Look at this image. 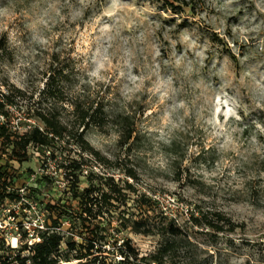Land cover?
I'll use <instances>...</instances> for the list:
<instances>
[{
    "label": "rangeland",
    "instance_id": "obj_1",
    "mask_svg": "<svg viewBox=\"0 0 264 264\" xmlns=\"http://www.w3.org/2000/svg\"><path fill=\"white\" fill-rule=\"evenodd\" d=\"M173 3L0 0V91L16 103L6 107L4 123L23 133L44 128L38 111L57 108L67 120L73 101L104 105L109 122L86 137L106 160L85 162L79 188L90 185L89 172L128 180L135 192L127 216L147 210L181 233L112 230L91 250L100 264H264V0ZM124 114L136 129L129 142L115 123ZM12 147L0 136V165L14 194L0 205L9 221L0 230V262L30 255L53 207L69 194L49 149L30 145L18 160ZM219 213L234 221L233 230ZM208 220L226 230H211ZM91 239L77 237V245ZM165 241L171 247L159 251ZM75 253L60 264H75Z\"/></svg>",
    "mask_w": 264,
    "mask_h": 264
},
{
    "label": "trees",
    "instance_id": "obj_2",
    "mask_svg": "<svg viewBox=\"0 0 264 264\" xmlns=\"http://www.w3.org/2000/svg\"><path fill=\"white\" fill-rule=\"evenodd\" d=\"M165 1L172 6H175L173 2H179L181 6L190 5L189 0ZM47 90L52 97L58 94L54 85L48 86ZM17 91L21 93L19 89ZM0 95L4 97L3 101L0 100V113L9 115L6 107L16 103L10 93L0 91ZM72 104V117L67 120L61 117L57 108H52L50 112L35 113L33 116L44 123V128L37 124L30 126L23 133H11L6 124L0 123V136L12 144V156L18 160H23L30 145L43 153L49 149L57 167L64 171V177L68 181L66 192L69 193L66 201L53 207L50 215L52 223L43 227L38 233L40 240L29 248L30 255L17 254L12 259L9 257L4 259L0 264H60L62 260L70 261L72 252L75 251V264H100L99 255L91 257V250L96 246V242L104 245L111 238L112 230L120 231V227H131L136 233L153 234L157 232L155 228L164 227L165 231L173 235L181 233L180 228L176 227L173 222H157L147 210L138 219L132 217L133 212L127 216L128 201L131 194L135 192V187L128 180H124L121 184L114 176L89 172L87 178L90 185L82 190L79 188L85 162L89 158L106 160L90 144L86 132L92 126L105 125L109 122V117L103 104L98 103L95 106L94 103H88L85 105L79 101H73ZM118 116L115 123L120 127V140L129 142L136 131L134 121L128 114ZM13 134L16 135V139H11ZM2 168L0 165V204L6 197L14 196L7 192L11 177ZM126 172L129 176L135 177L134 169L129 168ZM121 206L125 208L121 209ZM204 216L205 214L200 217L194 216L196 224H203ZM217 216L219 219L226 220V224H229L233 230L234 221L221 213ZM65 221L69 224L66 230L63 228ZM204 224L215 232L226 230L225 223L220 224L208 220ZM90 235H92V241L89 245H77V237L87 239ZM63 242L66 243L65 249L62 248ZM78 246L84 248L85 252L77 251ZM24 247L27 248V246ZM170 247V243L165 241L159 251L167 252ZM101 251V246L95 249V252ZM128 256L131 257V253H127L125 258Z\"/></svg>",
    "mask_w": 264,
    "mask_h": 264
},
{
    "label": "built area",
    "instance_id": "obj_3",
    "mask_svg": "<svg viewBox=\"0 0 264 264\" xmlns=\"http://www.w3.org/2000/svg\"><path fill=\"white\" fill-rule=\"evenodd\" d=\"M0 100L1 101H3L4 100V97L2 96V95H0ZM5 115L3 114V113H0V123H2V124H5L4 122H5ZM11 186H9L8 188H7V192H9L8 191V189L9 190H11ZM25 189H21V191L23 192ZM19 199L18 198H16L18 201H20L21 203L23 202V201H25V198H24V196H23V193H19ZM1 205V204H0ZM9 217V219H11V220H14L15 219V214H12V215H9L8 216ZM7 224H9V221L8 220H4L2 217H0V230H3L4 228H6V226H7Z\"/></svg>",
    "mask_w": 264,
    "mask_h": 264
},
{
    "label": "bare ground",
    "instance_id": "obj_4",
    "mask_svg": "<svg viewBox=\"0 0 264 264\" xmlns=\"http://www.w3.org/2000/svg\"><path fill=\"white\" fill-rule=\"evenodd\" d=\"M17 239L14 237L13 242L16 243Z\"/></svg>",
    "mask_w": 264,
    "mask_h": 264
}]
</instances>
